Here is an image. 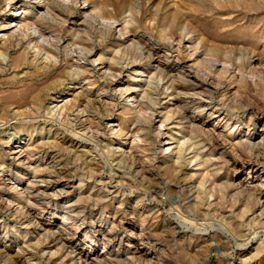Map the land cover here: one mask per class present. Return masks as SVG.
I'll return each mask as SVG.
<instances>
[{"label":"bare ground","instance_id":"6f19581e","mask_svg":"<svg viewBox=\"0 0 264 264\" xmlns=\"http://www.w3.org/2000/svg\"><path fill=\"white\" fill-rule=\"evenodd\" d=\"M78 1L0 0V8L2 4L4 5L0 9V13L4 12L7 13L6 16L9 15L0 23V40L6 38V41L15 42L16 56L22 58L26 63L27 59L31 57L32 63H34L33 66L41 76L46 77L48 73H52L54 76L63 75L65 79L70 78L74 81L84 80L86 88L83 92L86 93L87 103L93 101L90 96L97 83L95 79L96 69L93 67V64L96 63L98 71L103 76L102 79L107 80L109 85L117 84L120 87H117L120 97L131 100L132 106H124L127 107V114L129 115L122 112L118 114L109 112L103 117H97L95 114L91 116L92 110L89 105L80 108L77 111V115H80L77 122L81 120V123L84 124V131L89 135L88 141L103 144V141L99 140L102 134H99L98 128H95V126L100 128L104 121H107L106 124L109 123L114 127L112 132H115L114 139H116L115 142L118 148L123 149L125 145L129 144L131 155L133 154L132 159L145 175L151 173L149 176L154 175L153 172L157 168L163 173L155 175L158 176L160 184L163 185V180H166L173 185L168 188L167 192L162 194L163 188L145 183L144 197L150 203L154 202L155 204L148 207L141 203L144 208L143 211H137L135 206L128 207L130 209L129 219H126L125 209L128 205L126 206L122 201L124 199L117 201V205H114L116 199L112 196H117L119 189L114 188V191H112L108 186L102 184V181L100 182L92 176L87 177V179L77 178L78 184L75 189L76 192L74 191L73 194V197L77 198L73 203H70V199H65L64 204H60L62 203L59 202V200H62L60 192L59 194H48L46 191L52 185L47 184L44 189H39L36 193L30 192L27 188L26 194L23 195V189L18 191L16 187L13 188L14 185L6 189L3 180L5 178L9 180L15 176L17 177L15 181L18 182L21 176L32 174L35 177L42 174L41 164H36L41 163V154L32 146V136L28 135L26 143H19V145L10 149V154L14 155L13 162H17L15 166L11 164V161L6 163L5 158L2 157V154L0 155V172H2L0 177V206L5 207L6 210L16 207V214H19L18 223L25 219L28 225L35 226L38 225L36 222L39 220L40 214L52 206V203H54L53 207L55 209H66L68 212L73 213L71 218H68L67 214L63 216L64 223L71 219L68 229L51 232L56 237L53 240L56 241L58 246L60 244L61 250L64 251V258H72L74 255L83 252L78 244L69 245L67 237L80 242L77 239L81 236L93 241L95 244L100 243L99 240L101 239L92 240L88 234L81 232L80 227L75 226L79 216L82 218V223L85 215L88 214L98 217V227L109 226L108 234L110 237L103 238L105 247L119 240L117 234L119 232L124 234L129 232L131 237L135 235L136 242L130 250L124 252L112 251L103 255L87 253L82 255L81 253L79 260L83 259L82 264H133L135 259L151 264V256L155 253L154 251L149 252L150 249L146 250V247H152V242L172 243L173 246L168 249L169 253L178 251L179 254L188 256L193 264H206L208 258L203 254L213 242V236L209 235L201 243L192 239V236H186V232L185 234L183 232L184 228H190L192 223L187 224L184 219L189 220L190 217L207 218L211 211L219 205L216 201V193L209 190L206 185L208 174L217 173L213 162L215 161L214 155L218 151H224L227 148L232 151L236 149L246 151L247 159L244 160L235 153L233 164L239 166L240 170H248L249 168L246 175L247 180L239 183L234 188L239 191L241 196L243 195V198L250 192L249 189L254 182V176L250 177V174L261 175L264 173V154L257 148L261 146L264 151V126L261 133V143L259 145L252 144V142H248L251 137L240 130L238 118H234L226 108L216 107L214 111L206 112L203 118H198L191 115L192 108L189 105L194 104L197 109H200L201 106L208 109L213 101L212 94L218 89L223 90L224 95H228V98L235 100L242 97L249 87L255 86L253 80L246 79L245 73H254L257 68L255 63L259 59L251 57L242 65L232 64L230 57L227 55L228 52L225 51L227 47L223 44L209 42L204 37L198 27L199 19L197 16L192 15L189 17L179 14L177 11L169 13L167 9L162 8L157 10V20L146 22L141 18V14H134L135 6L132 4L118 6L107 1L91 4L90 0H82L83 7L79 17H83V19L80 20L81 22L71 20L70 32L62 37L60 35L62 28H55V26L57 23H60L62 27L66 26L70 17L77 12L76 4ZM206 1L210 5H218L222 2L235 3L237 6L251 12L261 9L264 3V0ZM8 8L9 10H7ZM125 10L129 13V19L123 17ZM202 14L208 17L219 16L209 8H203ZM160 15L161 17H159ZM102 30L106 32L117 30L122 44L106 50L105 54L100 52L101 50L97 51V53H100L94 59L96 52L93 44H95L94 42L99 44L103 39ZM186 37L188 42L185 45L184 39ZM262 38L264 39V36ZM127 43H129L128 48L122 47ZM155 45H162L164 52L162 49L155 48ZM7 48L0 47L1 67L13 64V59H10ZM61 56H63L65 62L63 69H68L66 74H63L60 69L57 70L58 72L56 71L61 62ZM92 58L93 60H91ZM81 61L86 64L83 65ZM153 64L157 65V67L155 66L158 70L156 73L151 72ZM125 74L128 80L122 83L120 76ZM142 75L145 77L143 82L140 78ZM51 80L53 79L50 78L48 81ZM48 81L40 84L39 81L34 80L33 76H22L16 87L12 88L7 96L1 99L0 108L4 109L6 106H10L14 110L15 119L27 120L29 118L28 114L37 109V105H42L40 91L44 90L43 97L54 91L55 87L45 85ZM137 81L139 83L133 85V82ZM76 84L78 85V83H73L66 89H77ZM202 87L207 89L205 91L207 93L200 90ZM107 89L106 87L99 89L105 99L108 95ZM100 97L102 96H99L97 101L100 108L103 107V110L108 108L109 111L114 107V102L107 103L106 100H101L104 98ZM170 98L175 103L182 105L179 107V111L177 108L175 109L179 112L177 117L175 116L176 113L167 110L170 102L168 99ZM59 102L53 96L50 111L61 121L66 122L72 115L73 109L68 108V102L62 104H59ZM96 107L98 106L96 105ZM56 117L54 116L55 119ZM157 118L159 119V126L155 128L157 133L154 136L152 135V127L154 119L157 120ZM162 128H164L163 131ZM206 135L210 137V140L205 137ZM155 137H163V142L167 145L164 150H171L168 157L159 160L155 158L152 150ZM122 139L125 140L124 143H121L120 140ZM109 154V157L113 156V153ZM22 164L27 165L24 172L21 174L14 173L13 167ZM191 164H194L197 169L189 168ZM200 171H205L201 180H199ZM144 179H147L146 176H144ZM250 179L252 181H249ZM261 182L258 183L261 187L258 194L264 189V179H261ZM157 184L159 185V183ZM85 194L86 197L83 198ZM173 200H175L174 203ZM37 203L39 207L36 205ZM42 204L43 206H41ZM136 205L138 204L136 203ZM258 205L264 207V202L260 203V198L258 199ZM172 211L177 213L176 221L167 218ZM248 212L247 209L241 210L239 219L248 215ZM43 226L40 225L39 229L44 233H49V230H46ZM47 226L50 225L47 223ZM7 227L6 225L5 228ZM13 227L15 229V224L12 226V233L18 235V242L21 239L18 243V245H21L18 248L20 250L18 253L25 255L26 251H31V245H33L37 249L43 248L41 250V257H43L46 251V241L34 240L32 233L28 232L26 228L23 231L17 228L13 232ZM181 243L183 248L179 246ZM179 248L180 250H178ZM259 250L260 248L257 246L255 253L249 257H246V255L250 252L247 254L239 253L235 262L231 264H254L252 263L253 259L259 257ZM53 255L51 254L50 258ZM166 256L160 260H165V263L171 264L172 261ZM30 261L24 264H31ZM38 261L36 264H40V259ZM261 261L258 264H262ZM155 264L162 263L158 260Z\"/></svg>","mask_w":264,"mask_h":264},{"label":"rangeland","instance_id":"374dc122","mask_svg":"<svg viewBox=\"0 0 264 264\" xmlns=\"http://www.w3.org/2000/svg\"><path fill=\"white\" fill-rule=\"evenodd\" d=\"M104 1L118 6L132 4L135 6L134 14H141V18H143L146 22H154L157 20V10L162 8L167 9L169 13L177 11L181 15L189 17L192 15L197 16L199 19L198 27L204 34V37L209 42H215L221 45L223 44L227 47L225 51L228 52L227 55L230 57L229 59L232 64L236 63L242 65L246 63L248 59H251V57L259 59V61L255 63V66L258 69L256 68L254 73H245V77L247 76L246 79L248 78L251 81L253 80L255 86L253 85L249 87L248 91L243 93L242 97L234 100L232 98H228V95H224L225 92L223 90L218 89L212 94L213 101L212 104L208 106V109L203 106H201L200 109H197V106L194 104H190L189 106L192 108L191 115L198 118H203L206 112L214 111L216 107L222 109L226 108L227 111L229 110L228 113H232L231 115H233L234 118H238L240 122V130L243 133H247L249 137H251L248 142L258 145L261 143V133L264 126V39L262 38L264 36V3L261 9L251 12L237 6L235 3L222 2L218 5H210V3L206 0H90L91 4H99ZM3 7L4 5L2 4L0 9ZM82 7V0H79L76 4L78 14L76 12L72 15L65 27H62L60 23L56 24L55 28H62V31L60 32L62 37H65L68 32H70L71 20H79V22H81L80 20H82L83 17H79V14L82 11ZM203 8H209L219 16L208 17L207 15L202 14ZM7 10H9V8ZM6 14L7 13L4 12L0 13V23L3 19H5V17L9 16H6ZM123 17L129 19V13L127 10H125ZM159 17H161V15ZM66 28L69 29L67 30ZM103 35L104 37L101 39L99 44L96 42L93 44L96 52L94 59L100 52L105 54L106 50L122 44V40H119L121 38H119L117 30H112L110 32L103 31ZM6 40V38L0 40V47H8V55L10 59H13V64H7L3 67L0 66V101L2 98L7 96L12 88L16 87L22 76H33L34 80L37 82L39 81L38 83L40 84L47 82L51 78L53 80L48 81L45 85L48 87H55V89L46 97H43L44 90L40 91V95H42L40 97L43 101L40 103L42 105H37V109H35L36 111H31L28 114L29 118L27 120L15 119L13 115L14 110L10 106H6L4 108L5 110L0 108V155L2 154V157L5 158V162L9 163L11 161L13 166L17 164V162H13L12 158L14 155L10 154V149L12 147H16L19 143H26L28 140L27 136L31 135L32 146L41 154L42 159L41 163L38 162L36 164H41L40 166L43 168V172L40 176L37 175L33 177L31 174L22 177L19 175L21 176L18 181L19 183L15 181L17 178L15 176L11 177L9 180L5 178L3 180L4 187L8 189L14 185L13 188L16 187L18 191L23 189L22 192L24 193L23 195H25L27 188L30 192L36 193L39 189L42 190L45 186L52 185V187L46 191L48 194H59L60 192V197L62 199L59 200V202H62L60 204H64L65 199H70V203H73L77 198L73 197L78 184L77 178L81 177L87 179V177L92 176V178L97 179L100 182L102 181L101 183L108 186V188L112 191H114V188L119 189L120 195L118 194L117 196H112V198L116 199L114 205H117V201H121L122 199L125 200L122 201L126 204V206L128 205L125 209L127 216L126 219L130 218V209L128 207L132 208L135 206L137 211H143L144 204L148 207L154 206V202L150 203L146 200V197H144V184L151 183L154 186H159L160 188H163L162 194H164L163 192H167L168 188H170L173 184L169 181L168 183L166 180H163V185L160 184L161 182L158 179V176L156 177L155 175L163 173L156 168L153 172L154 175L149 176L152 173L145 175L138 167L137 163L135 164L132 159L133 154L131 155L132 152L129 150V144L125 145L123 149L118 148V145L115 142L116 139H114L115 132H112L114 127L109 123L106 124L107 121H104L100 128L95 126V128H98L99 134H102V136L99 137V140L103 141V144L101 145L99 143H90L87 139L89 135L86 131H84V124L81 123V120L77 122L80 118V115H77V111H79L80 108L82 109L85 105H89L91 107H89L92 110L90 114L91 116L95 114L97 117H103L109 112H115L114 114L121 112L127 114V107L125 108L124 106H132V101L126 100L124 97H120V94L117 92V89L120 87L114 83L113 85H109L107 80L102 79L103 76L101 72L98 71L97 64L94 63L93 67L96 69L95 79L97 83L90 96L93 101L91 103H87L86 93L83 92L86 88L84 80L74 81L70 78L65 79L63 75L54 76L52 73H48L46 77H44V75L41 76L40 73H37L35 66H33L34 63H32V58L29 57L27 59V63L24 62L22 58H18V56H16L17 50L15 49L16 43ZM187 40L188 39L186 37L184 39L185 45L188 42ZM122 47L128 48L129 43L123 45ZM154 47L162 49L164 52L162 45H155ZM99 50L101 51L97 53ZM91 60H93V58ZM62 61L63 56H61V62L59 63L56 71L60 69L63 74H66L68 69H63L65 67V62ZM91 62L93 63V61ZM81 63L83 65L86 64L83 61H81ZM155 66L157 67L156 64H153V69L151 70L152 73H156L158 71ZM126 76V74L120 76L122 83L128 80V78L126 79ZM142 77L140 78L143 82L145 77L143 75ZM73 83H78V85L76 84L77 89H66ZM137 83H139V81L133 82V85ZM107 85L109 86L107 87ZM101 87L108 88V95L106 96V99L99 91ZM200 90L205 92L207 89L202 87ZM53 96L56 97L57 101H60L59 104L68 102V108L73 109L72 115H70L68 121H61L60 118L56 117V115L50 111V103L53 100ZM99 96H102L100 98L104 99L101 100H106L107 103L114 102V107H112L109 111L108 108L104 110L103 107L100 108V104L97 102ZM168 101L170 102L167 110H170L171 113H176L175 116L177 117L179 114V107L182 105L175 103L171 98L168 99ZM161 103H163V101H161ZM96 105L98 107H96ZM176 108L178 111L175 110ZM155 119L152 127V135L154 136L156 135L155 133H157L155 128L159 126V119ZM163 129L164 128H162V131ZM75 134H77V136H75ZM205 137L210 140L209 136L206 135ZM163 140V137H155L152 144V150L154 151V156L157 160L168 157L171 152V150H164L167 145L164 144ZM120 141L121 143H124L125 140L122 139ZM257 148L264 154L261 146H258ZM109 153H113V156H111L112 158L108 156L110 155ZM235 153H237V155L242 159H247L246 151L244 150L236 149L232 151L230 148H227L224 149V151H218L214 155L215 161L213 162L218 174L216 173V175L215 173H212V175L208 174L206 177V185L209 190L216 193V201L219 205L211 211L207 218L190 217L191 219L189 220L184 219L187 224L192 223L190 228H184L183 232L184 234L186 232V236H192V239L199 241L200 243L207 239L209 235L213 236L212 245L210 244L203 254V256H207L208 258L206 264L234 263L237 254H247L250 252V255H246V257H249L255 253L257 246L260 248L259 257L254 258L252 263L258 264L259 261L262 260L261 262L264 264V207H262V205H258L259 198L260 203L264 202V189L262 190L263 193L261 192L258 194V190L261 188L259 187V184L262 183L261 179H264V173L261 175L250 174V177L254 176V182L249 189L250 192H248V194H246L243 198V195L241 196L239 191L235 188L239 183H243L244 180H247L246 175L249 168L248 170H240L239 166L233 164ZM191 165L189 168L193 167L192 169H197L194 167V164ZM19 166L13 167L14 173L21 174L24 172V168H26L27 165L22 164ZM204 173L205 171L199 172V180L202 179ZM1 175L2 172H0V177ZM144 176H146L147 179H144ZM249 181H252V179ZM157 183H159V185ZM85 197L86 194L83 198ZM174 202L175 200H173V203ZM136 203L138 205H136ZM141 203L143 205H141ZM36 205L39 207L38 203ZM41 206H43V204ZM53 206L54 203H52V206L40 214L39 220L36 222L38 224L36 225L37 227L32 224L28 225V222L25 219L18 223L17 220L19 219V214H16V207H11L9 210H6L5 207L0 206V264H20L21 262L24 264L29 260H31V264H36V262H39V259L40 264H82L83 259L79 260V255L81 253L82 255H85L86 253L92 255H103L112 251L124 252L126 250H130L136 242L135 235L131 237L129 232H126L125 234L119 232L117 233L119 240L110 244L111 246L108 244L105 247L103 238L110 237L108 234L109 226L98 227V217L87 214L84 217L83 223L82 218L79 216L80 218L78 217L75 226L80 227V230H82L81 232L88 234L92 240L101 239L99 240L100 243L95 244L93 241L85 239L81 236L77 239L80 240V242H76L67 237L66 239L68 240L69 245L78 244L83 252H80L79 255H74L72 258H64V251L61 250L60 244L58 246L56 241L53 240L56 237L53 236L51 232L68 229L71 224V219H68L64 223L63 216L67 214L66 216L71 218L73 217V213L68 212L66 209H55ZM244 209L249 211L248 215L239 219V213ZM260 215H262V217H260ZM167 218L176 221L177 213L172 211L169 213ZM108 221L110 222L111 220L109 219ZM47 223L50 226H47ZM13 224H15L13 232L17 228H20V231H23V229L26 228L28 232L32 233L31 235L34 240H40L41 242L46 241V251L43 257H41V250L43 248L37 249L33 245H31V251H26L27 253L25 252V255L18 253V251H20L18 248L21 247L18 243L21 239L18 242V235L12 233ZM39 224L41 226L44 225L43 227L46 228V230H49V233L42 232L39 229ZM6 225L8 226L7 228H5ZM158 243L159 242H152V247H146V250L150 249L149 252L154 251L155 253V255L153 254L151 256L154 264L158 260L164 264L165 260H163L164 263L161 260L164 259L166 255V257L172 261L171 264H193L188 256L182 255L181 253L179 254L178 251L169 253L168 249L170 246H173L172 243ZM182 245V243L179 244L181 248H183ZM178 250H180V248ZM22 251H24V249H22ZM51 254L54 255L50 258ZM133 264L148 263H143L142 261L135 259Z\"/></svg>","mask_w":264,"mask_h":264}]
</instances>
